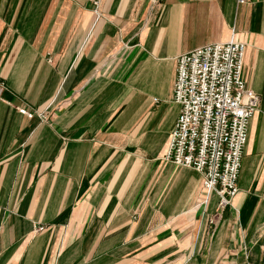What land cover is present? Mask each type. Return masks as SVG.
<instances>
[{
    "label": "crops",
    "instance_id": "1",
    "mask_svg": "<svg viewBox=\"0 0 264 264\" xmlns=\"http://www.w3.org/2000/svg\"><path fill=\"white\" fill-rule=\"evenodd\" d=\"M232 38L260 104L220 209L163 157L177 57ZM0 264H264V0H0Z\"/></svg>",
    "mask_w": 264,
    "mask_h": 264
},
{
    "label": "built area",
    "instance_id": "2",
    "mask_svg": "<svg viewBox=\"0 0 264 264\" xmlns=\"http://www.w3.org/2000/svg\"><path fill=\"white\" fill-rule=\"evenodd\" d=\"M246 46L232 38L177 57L174 101L180 112L163 159L198 171L207 193L219 195L220 209L239 191L249 125L260 104L243 78Z\"/></svg>",
    "mask_w": 264,
    "mask_h": 264
}]
</instances>
